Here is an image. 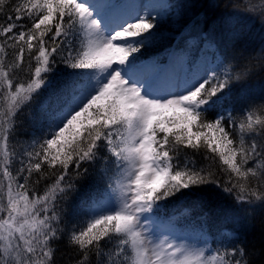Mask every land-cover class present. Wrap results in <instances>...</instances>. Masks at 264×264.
<instances>
[{
  "label": "snow or ice",
  "instance_id": "6c2138e0",
  "mask_svg": "<svg viewBox=\"0 0 264 264\" xmlns=\"http://www.w3.org/2000/svg\"><path fill=\"white\" fill-rule=\"evenodd\" d=\"M119 7L0 0V264H264V232L248 238L264 213V85L249 83L264 43L253 57L233 30L231 50L161 86L145 50L196 5ZM231 7L225 23L264 24V0ZM213 191L236 206L218 213L232 231L158 227L169 202Z\"/></svg>",
  "mask_w": 264,
  "mask_h": 264
},
{
  "label": "trees",
  "instance_id": "16d2710c",
  "mask_svg": "<svg viewBox=\"0 0 264 264\" xmlns=\"http://www.w3.org/2000/svg\"><path fill=\"white\" fill-rule=\"evenodd\" d=\"M167 4H195L196 7L190 8L186 15L179 17L175 23L169 21L164 25L163 32L165 36L162 40L145 50V59L160 62V66L169 60L170 53H174L175 58L171 57L170 63L182 61V65L193 63L196 54H199L202 60H212L215 55L221 51L231 50L229 33L233 30L241 31L242 41L249 46V53L253 57H258L259 48L264 43V24L255 16L239 13V21L235 19H225L232 13V4H242L244 0H166ZM210 3H216L219 7L209 10L205 7ZM227 5V6H226ZM215 26V38L204 40V33L209 28ZM204 32H201V29ZM190 38V39H189ZM189 39V40H188ZM211 47L205 49V45ZM145 60V61H146ZM258 63V60L256 61ZM251 86L259 89L264 85V73L258 70L249 81ZM89 185L85 184L81 189V195H87ZM203 200L204 211L211 212V219L205 221L202 219V213L199 206L194 202ZM234 202L226 195L213 191L201 197H188L185 200L169 202L168 206L159 210L158 217L167 218L174 224V228L180 229L181 226L196 234L203 228L210 235L217 232H230L234 225L231 222L224 221L219 210L235 209ZM264 232V213L257 212L252 219L251 228L248 232L250 241H255L259 246L261 234ZM63 250V248H62ZM66 253L70 250H63Z\"/></svg>",
  "mask_w": 264,
  "mask_h": 264
},
{
  "label": "rangeland",
  "instance_id": "374dc122",
  "mask_svg": "<svg viewBox=\"0 0 264 264\" xmlns=\"http://www.w3.org/2000/svg\"><path fill=\"white\" fill-rule=\"evenodd\" d=\"M101 2H108V0H101ZM111 3H120V7H119V11L125 14H130L133 13L137 10V6L138 3L140 2V0H110ZM142 2L148 3L151 2L152 4H154L156 7H161L163 5V3L167 4L166 0H142ZM102 11H108V9H102ZM153 61H155L154 59L152 60H146L143 62V67L142 70L146 73H149L153 76L154 79V83H156L158 85V82L160 83V80L162 79L161 76L162 74H160L158 72V69H154L153 68ZM187 67L183 68V70H186ZM186 72V71H185ZM184 72V73H185ZM168 75H170V73H168ZM184 75H180L178 76L179 79H182ZM158 220L160 221H164L165 223H167L168 221L171 220H167V218H161L159 217ZM159 228H170L172 230H174L178 235H190V236H196L197 234L195 232H190L188 229L184 228L183 226H181L180 229H175L174 228V224H160L158 225Z\"/></svg>",
  "mask_w": 264,
  "mask_h": 264
}]
</instances>
